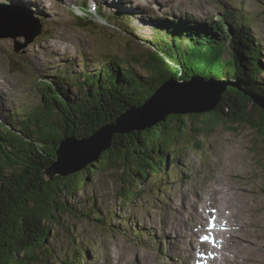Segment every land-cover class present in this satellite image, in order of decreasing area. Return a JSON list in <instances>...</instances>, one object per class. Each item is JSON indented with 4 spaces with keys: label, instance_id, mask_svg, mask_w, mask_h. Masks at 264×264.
Wrapping results in <instances>:
<instances>
[{
    "label": "rangeland",
    "instance_id": "1",
    "mask_svg": "<svg viewBox=\"0 0 264 264\" xmlns=\"http://www.w3.org/2000/svg\"><path fill=\"white\" fill-rule=\"evenodd\" d=\"M79 1H52L51 6L57 5L61 10L56 17H52L48 10L58 13L57 8H42L38 15L33 11L37 28H32V34L38 30L46 31V28L53 30L43 38L39 37L41 32L36 34L29 44L24 37H9L0 33V81L3 84L0 90V119H4V115L13 117L20 111L27 113L28 109L39 104L37 78L40 82H50L48 76H57V71H60L75 88L86 83L85 59L82 56H86V60L96 58L106 65L98 58L105 57L104 50L93 40L105 41L109 52L123 57L147 56L150 52L146 43L151 34L149 27L163 24L165 16L177 19L196 17L195 20L205 24L213 23L219 29L217 34L224 35L215 49H220L218 57L227 66L232 56L225 30L230 27L223 24L219 13L222 7L239 11L251 34L253 48L260 47L259 56L264 66V0H158L157 5L161 6V10L149 7L145 15L125 17L128 19L119 22L125 25L121 27L123 30L113 18L109 19L110 22L99 23L97 27L81 28L80 24H76L75 13L65 11L67 5ZM99 1H107L114 6L119 4L117 0ZM247 13L257 17L249 22L245 16ZM41 15H46L49 22L40 20L38 16ZM259 20H262V25ZM29 25L32 27L33 22L30 21ZM90 35L92 41L83 38ZM68 44L72 45L68 50L73 51H64ZM252 78L264 83V73L253 74ZM253 105L249 104L250 111L255 110ZM16 117L19 115L16 114ZM188 120L187 126H194L192 118ZM200 143L203 147L201 150L190 149L182 153L180 148H175L180 160L178 167L169 166L170 179L148 177L139 186L145 191L132 203L126 204L117 196L126 171L114 164L107 166L106 163V168L98 171L86 190L81 189L77 196L67 198L69 207L77 208V212H86L90 206H94L96 216L86 219L81 215L83 213H75L79 218L74 213L61 214L62 224L53 226L55 237L49 241L51 250L59 257L50 264H61V256L71 257L74 244L84 245L87 241L91 245L86 246L89 257L84 264H189L200 252L211 258L213 255L209 248L219 249L224 245L223 250L232 260L230 264H264V145L260 137L246 127L232 132L224 125L213 136L201 138ZM176 170L182 176L177 178ZM232 187L238 190L235 196L240 209L234 208V211H239L238 224L243 227L232 226L231 236H227L228 224L216 215L219 203L214 201L206 211L202 197L205 193L212 194L213 189L228 191ZM225 214L229 216L234 212L227 211ZM210 216L219 224L210 227L209 221L213 220ZM96 218H104L109 226L100 225ZM130 228L140 231V241L132 236ZM213 234L220 235L219 240ZM201 236L214 238L215 246L209 242L201 243ZM152 244L154 247L150 246ZM245 245L250 247L244 250L248 258L242 251ZM225 253L218 252V259L223 263ZM189 254L191 257L185 259Z\"/></svg>",
    "mask_w": 264,
    "mask_h": 264
},
{
    "label": "trees",
    "instance_id": "2",
    "mask_svg": "<svg viewBox=\"0 0 264 264\" xmlns=\"http://www.w3.org/2000/svg\"><path fill=\"white\" fill-rule=\"evenodd\" d=\"M227 14L225 22L234 33L230 44L232 60L227 66L218 57L220 49H215L224 38L217 34L219 29L189 20L187 27L203 31L197 35L196 42L190 39L186 42L189 45L181 46L159 34L154 37L157 43L153 44L157 52L150 50L147 56L120 57L115 53L109 56L105 52L101 59L106 65L98 62L96 78L76 88L57 71L61 74L48 76L51 85L40 82V102L35 108L0 122V264H50L58 259L49 245L55 237L53 226L61 225V214L66 213L95 218L94 206L86 212H77V208L69 207L67 198L86 190L98 171L106 168V163L126 171L117 196L127 204L145 191L139 186L148 177L170 179L169 166L178 167L180 160L175 148H180L182 153L201 150L200 139L213 136L224 125L232 132L241 127L251 129L264 145V113L256 105L250 111V98L244 94L264 96V83L252 78L253 74L264 73L260 47L253 48L251 34L244 28L245 21L235 23L232 16L241 18L240 12ZM245 16L247 21L257 17L251 13ZM259 23L262 25V20ZM237 44L250 51L240 52ZM239 59L246 61L241 64ZM194 75L228 78L238 82L242 91L228 87L213 112L170 115L166 122L149 130L113 135L111 148L80 173L45 177L44 172L54 162L55 151L63 138H88L106 123H114L128 107L143 105L169 79L188 81ZM189 118L194 126H187ZM97 221L109 226L104 218ZM130 232L140 241L139 230L130 228ZM89 245L88 241L84 245L74 244L71 257L61 256L60 263L84 264L89 257L86 250Z\"/></svg>",
    "mask_w": 264,
    "mask_h": 264
},
{
    "label": "water",
    "instance_id": "3",
    "mask_svg": "<svg viewBox=\"0 0 264 264\" xmlns=\"http://www.w3.org/2000/svg\"><path fill=\"white\" fill-rule=\"evenodd\" d=\"M0 9V31L3 27L8 26L6 21L16 23L14 28H19L21 20L26 22L29 17L27 10L15 3L10 6H1ZM117 13L120 15L124 14L123 12ZM19 14L21 17H17V22H15L14 17ZM162 23L161 25L149 27L150 37L147 38V42L144 40L153 52H157L154 48L156 45H153L157 43L154 39L156 35L160 34L163 37H167L165 38L166 41L175 40L176 44L185 46L189 45V42L186 43L188 40L191 39L196 42L197 35L203 34L201 31L197 32L183 24L179 25L170 21ZM18 31L16 35L26 36L25 31ZM225 31H227V33L225 32V37L231 44L234 39V33L231 28H226ZM6 35L8 36L9 34H4L3 36ZM180 40L185 41L181 43ZM237 48L240 52L250 51L243 48L240 44H237ZM236 55L237 53L234 54L235 57H237ZM239 61L242 64L246 60L239 59ZM61 73L58 72V74ZM96 73L97 71L86 67L84 74L87 78L86 81L96 78ZM42 79L45 78L42 77ZM41 83L51 85L50 82L43 80ZM228 87L242 91L238 82L228 78H203L194 75L188 81L169 79L160 85L143 105L128 107L114 123H106L88 138L78 139L73 136L63 138L55 151L56 158L54 162L44 172V175L47 178L55 176L66 177L82 171L88 165L97 162L101 154L111 148L113 135H125L133 131L143 132L149 130L159 123L166 122L170 115L187 116L213 112ZM53 88L55 89V87ZM244 94L250 98L252 104L256 105L264 113V96L247 92H244Z\"/></svg>",
    "mask_w": 264,
    "mask_h": 264
},
{
    "label": "bare ground",
    "instance_id": "4",
    "mask_svg": "<svg viewBox=\"0 0 264 264\" xmlns=\"http://www.w3.org/2000/svg\"><path fill=\"white\" fill-rule=\"evenodd\" d=\"M29 1H33V0H29ZM110 1V0H109ZM32 3V6L34 8V10L38 11L40 10V8H42L40 6V4L38 3H35V2H31ZM143 6H145L144 3H141ZM49 9H56L55 5L51 8L49 7ZM17 17H21V15H17L15 16V22H17ZM6 21V20H5ZM31 20H26V22L24 20H21L20 22V27L19 28H14L15 24L16 23H11V22H7V25L8 26H5L4 28L1 29V33L2 34H9L10 36L9 37H18L19 35L16 33H18L20 31H30L31 29V26L29 25V22ZM22 29V30H21ZM67 33V32H65ZM71 35V34H70ZM2 46V45H0ZM66 47H69L71 48L72 45L68 44ZM2 81H0V90L2 88V85L1 84ZM226 185V184H225ZM230 186V185H229ZM228 186V188H229ZM230 190V192H228ZM228 191H222L221 189L220 190H216V189H213V192L212 194L210 193L209 195H206V193L204 194V196L202 197V202H204V207L206 208V211H208V206L210 207V205L214 202V201H217L219 203V207L217 208L216 210V215H218L221 219H223L225 221V224H228V229H227V234L225 235H230L231 236V233H232V229H230L232 226L234 225H239L241 226V224H238L239 220V211L237 210L238 208L240 209V207L237 205V195L235 196V194H237V189L233 188L232 189H229ZM234 208H237L236 210L237 211H234ZM234 212V214L232 215H229V216H225V212ZM241 212V211H240ZM216 217V216H215ZM211 219H213L214 217L213 216H210ZM214 222H216V224H219V222L217 220H215L214 218ZM200 224V223H199ZM243 227V226H241ZM218 237H220V235H218ZM231 239V238H230ZM247 242H250L249 240H245ZM236 243V242H235ZM233 245V244H232ZM238 245V244H237ZM240 245V244H239ZM224 247H226V245H224L223 247H220L218 250L215 249V248H209V252L214 255V254H218L219 251H223L224 253L226 252V250L224 251ZM233 247V246H232ZM242 247V246H241ZM239 248V247H238ZM242 251L244 252V250L247 248L249 249L250 247H247L246 245L242 247ZM234 253V252H233ZM245 253V252H244ZM241 255V254H240ZM246 255V253H245ZM193 256V255H192ZM237 256V255H235ZM191 257V254L187 255V258L185 259H188ZM246 257L248 258V256L246 255ZM245 258V257H244ZM192 259V258H191ZM213 260L217 261L219 264H230L232 262L231 258L229 257V254H227V252L225 253V262L223 263V261H220L218 259V257H213ZM182 261V260H181ZM184 261V259H183ZM199 262L201 264H208L207 263V260L206 258H199ZM185 263V262H184Z\"/></svg>",
    "mask_w": 264,
    "mask_h": 264
},
{
    "label": "snow or ice",
    "instance_id": "5",
    "mask_svg": "<svg viewBox=\"0 0 264 264\" xmlns=\"http://www.w3.org/2000/svg\"><path fill=\"white\" fill-rule=\"evenodd\" d=\"M214 211V210H213ZM209 226H214V218L212 221H209ZM200 241L201 243H204V242H209V243H212L214 246L216 244V241L214 240V238L210 237V236H201L200 237Z\"/></svg>",
    "mask_w": 264,
    "mask_h": 264
}]
</instances>
